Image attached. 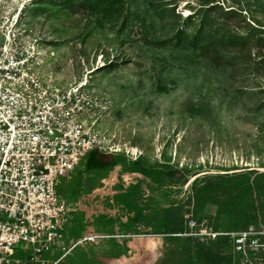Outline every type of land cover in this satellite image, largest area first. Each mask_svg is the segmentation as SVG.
I'll use <instances>...</instances> for the list:
<instances>
[{"label": "rangeland", "instance_id": "obj_1", "mask_svg": "<svg viewBox=\"0 0 264 264\" xmlns=\"http://www.w3.org/2000/svg\"><path fill=\"white\" fill-rule=\"evenodd\" d=\"M0 5V52L10 35L59 89L98 70L103 151L158 170L130 264L231 263L230 235L264 226V0H35L12 30L18 5Z\"/></svg>", "mask_w": 264, "mask_h": 264}, {"label": "built area", "instance_id": "obj_2", "mask_svg": "<svg viewBox=\"0 0 264 264\" xmlns=\"http://www.w3.org/2000/svg\"><path fill=\"white\" fill-rule=\"evenodd\" d=\"M10 43L0 52V264H49L43 254L61 245L75 210L57 186L89 152L103 151L97 124L106 108L89 85L53 86L22 64L32 54L18 60ZM230 236L234 264H264V226Z\"/></svg>", "mask_w": 264, "mask_h": 264}, {"label": "crops", "instance_id": "obj_3", "mask_svg": "<svg viewBox=\"0 0 264 264\" xmlns=\"http://www.w3.org/2000/svg\"><path fill=\"white\" fill-rule=\"evenodd\" d=\"M157 174L145 158L128 152H89L57 186L59 196L75 210L60 228L61 245L43 254V260L49 264H130L139 249L134 240L140 229L134 220L137 185L143 179L155 180ZM93 236L103 238L84 241Z\"/></svg>", "mask_w": 264, "mask_h": 264}, {"label": "bare ground", "instance_id": "obj_4", "mask_svg": "<svg viewBox=\"0 0 264 264\" xmlns=\"http://www.w3.org/2000/svg\"><path fill=\"white\" fill-rule=\"evenodd\" d=\"M18 1L19 0H13V2L18 5V8H17L16 13H15L16 17H15L14 22L9 25L10 26L8 28L9 30L15 29V28H17L18 26L21 25V15H23V13H24L25 9L27 8V6H29L35 0H22L20 2H18ZM2 8H3V6L0 5V13H1ZM23 33L25 34L26 31L23 30ZM8 42H12L11 39H9ZM39 56H41V57L46 56V53L45 52H40V55ZM32 60H34L37 63L41 62L40 61L41 59L39 57L37 58L34 55V56L31 57V59H28V60H25L24 62H22V64H27L28 62L33 63L34 61H32ZM97 71L98 70L91 71L90 73H88V75L86 77H84L79 82V84H81L82 87L89 85V80L91 79L90 74L95 73ZM121 150H122L121 147H119V150L118 151H121ZM127 150L129 151V153L134 154V155H137L136 153L139 152L136 148H133V147H128ZM261 170L264 171L263 168H261ZM198 178H199V175L193 177L191 179V181H189L188 183L185 184V189H189L195 183V181ZM152 246L154 247L155 246V243H152Z\"/></svg>", "mask_w": 264, "mask_h": 264}, {"label": "trees", "instance_id": "obj_5", "mask_svg": "<svg viewBox=\"0 0 264 264\" xmlns=\"http://www.w3.org/2000/svg\"><path fill=\"white\" fill-rule=\"evenodd\" d=\"M245 176L246 175H238V173H236L234 176H232V177H223L222 179H227V180H229V179H231V178H233V179H235V180H237V179H239V178H245ZM253 188L255 189H257V187L254 185V183H251V182H249L248 184H247V192H249V193H251V195H252V192H253ZM255 200H253L252 199V202H254ZM178 241H180V239H175V242H176V244L178 243ZM228 261H230L231 263H228V264H232L233 263V258L230 256V259H227Z\"/></svg>", "mask_w": 264, "mask_h": 264}]
</instances>
